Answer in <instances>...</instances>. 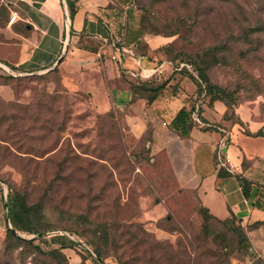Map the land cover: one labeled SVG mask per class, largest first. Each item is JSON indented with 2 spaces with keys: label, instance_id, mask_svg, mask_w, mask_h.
<instances>
[{
  "label": "rangeland",
  "instance_id": "obj_1",
  "mask_svg": "<svg viewBox=\"0 0 264 264\" xmlns=\"http://www.w3.org/2000/svg\"><path fill=\"white\" fill-rule=\"evenodd\" d=\"M132 2L150 35H174L207 90L263 115L264 0ZM11 15L0 1V61L20 40ZM67 77L0 75V264H264V230L215 219L195 192L179 194L168 156L150 152L153 128L136 138V112L98 111ZM10 195L33 208V231L13 238Z\"/></svg>",
  "mask_w": 264,
  "mask_h": 264
},
{
  "label": "crops",
  "instance_id": "obj_2",
  "mask_svg": "<svg viewBox=\"0 0 264 264\" xmlns=\"http://www.w3.org/2000/svg\"><path fill=\"white\" fill-rule=\"evenodd\" d=\"M0 1L26 26L17 33L19 43L10 46L12 57L0 61V75L5 73L2 66L12 71L7 65L22 75L67 70L69 88L88 90L98 111L105 113L113 105L136 112L128 117L136 138L152 127V155L165 153L180 189L195 192L211 214L220 220L234 215L244 227L264 223V136L258 135L264 133V113L248 105L231 110L222 101L201 100L196 105L212 129L194 128L188 138L176 134L172 121L198 96L195 83L161 52L172 45L173 36L141 35L138 13L131 15L117 0ZM69 2L77 6L73 19ZM88 40L98 51L88 49L93 47ZM136 81L166 82V88L148 105L144 98L134 99L131 84ZM96 100H105L103 107ZM241 179L251 183L248 197Z\"/></svg>",
  "mask_w": 264,
  "mask_h": 264
},
{
  "label": "trees",
  "instance_id": "obj_3",
  "mask_svg": "<svg viewBox=\"0 0 264 264\" xmlns=\"http://www.w3.org/2000/svg\"><path fill=\"white\" fill-rule=\"evenodd\" d=\"M119 3H121L123 6H128L129 7V11L131 12V15H133L134 12L138 13V32L141 35H146V34H150V33H155V32H148L146 31V29L144 28L143 25V16L142 13L136 8V6L133 4L132 0H117ZM6 9L8 10V12H10L11 10L5 5ZM69 9H70V17L71 19L74 18L75 14H76V10H77V6L74 2H69ZM11 13H13L11 11ZM12 17V15H11ZM11 19V18H10ZM17 24L13 25V27H17L19 29L22 30H26V26L20 25L18 22H16ZM158 33V32H156ZM160 34V33H159ZM163 36H174V35H164ZM88 49H91L92 51L96 52L98 51L97 48L93 47H88ZM173 51V52H172ZM161 52L164 53V55L166 56L167 60L175 67V68H179L180 65L185 64L188 65L191 70H188L187 67H184L182 70L181 74L183 76H187L189 77L197 86V96H198V100H196L195 104H192L190 106V108H183L174 118V120L171 123V129L178 134L180 137L182 138H188L192 132V130L194 128H200L203 131H210L212 129V126L208 125L206 122H204V120L202 119L201 116V107L200 105H196L199 101L201 100H210V103H213L215 101H222L223 103L226 104V106L231 109L234 110L236 107L233 103H231L229 100H227L226 96H222L221 92L218 91V94L216 93V95L213 94L212 90H207V79L206 77L205 80L203 81L200 77H203V73L199 74L200 76H196V71L193 68V66L187 64V62H185V56L183 55L182 51H175L171 45H166L164 48L161 49ZM10 69H12V71H15L17 73H19V70L13 66H9ZM192 68L194 70H192ZM197 69V68H196ZM56 70V69H55ZM198 70V69H197ZM20 74V73H19ZM2 85H6L7 84H1ZM166 88V82H142V81H136L133 82L131 84V90L133 92L134 95V99L137 98H144L147 101L148 105H151L154 101H156V99L163 93V91ZM213 88V87H212ZM134 102L137 100H133ZM198 115L201 122L203 123V125L198 124L195 119L194 116ZM152 128V127H150ZM149 128V129H150ZM216 128V127H215ZM148 129V130H149ZM147 133V132H146ZM259 136H264L263 132L258 133ZM153 142V131H152V141L150 143ZM150 148V152L151 151V147ZM161 154V153H160ZM153 156V155H152ZM155 156V155H154ZM242 181V185H243V191H244V195L246 197L249 196L250 191H251V183L245 179H241ZM181 190V189H180ZM184 190L180 191L179 194L183 193ZM196 194V193H195ZM8 219L10 221V224L12 225V228L7 230V235L9 237H16L17 231H25V232H32V228L30 226L31 223V212L33 211V208L29 207L26 203V201H24L22 198H20L19 196H11L9 197V201H8ZM202 209L204 210V212L210 216H212L215 219H218L217 217H215L213 214H211L210 210L207 209L206 207H202ZM236 218L234 215H231L229 218ZM229 218L225 219V220H220V221H227ZM237 219V218H236ZM240 227L242 229H247L249 231L251 230H256L258 228H261L262 226H264V223H256L253 225H248L246 227H244L242 225V222L239 221ZM61 247H65V243L64 241H62L61 243ZM98 253V254H97ZM90 254V252H89ZM94 255L96 256V258H94L93 256H91L92 259H97L100 260L101 255L99 252H94ZM98 260H94L96 262H98Z\"/></svg>",
  "mask_w": 264,
  "mask_h": 264
},
{
  "label": "built area",
  "instance_id": "obj_4",
  "mask_svg": "<svg viewBox=\"0 0 264 264\" xmlns=\"http://www.w3.org/2000/svg\"><path fill=\"white\" fill-rule=\"evenodd\" d=\"M21 1H24V0H21ZM18 21H19V18H18L17 13H16V12H13V13H12V17H11V19H10V23H16V22H18ZM125 53H126V52H125ZM115 59L118 60L119 58H115ZM184 67L189 68L187 65L182 64V65H180L179 69L182 70ZM2 68H3L6 72H9V73H10V70H9V69L5 68L4 66H2ZM194 119H195V121H196L198 124L203 125V123L201 122V120H200V118H199L198 115H195V116H194ZM219 147H220V149L218 150V151H219V152H218V155H219V158H221V157H222V155H221V150L225 147V144L222 142V143L219 145Z\"/></svg>",
  "mask_w": 264,
  "mask_h": 264
}]
</instances>
